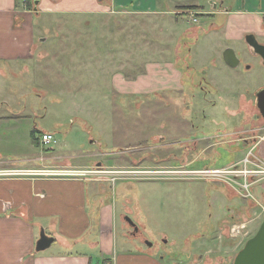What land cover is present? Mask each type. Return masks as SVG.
Here are the masks:
<instances>
[{
	"label": "rangeland",
	"instance_id": "rangeland-1",
	"mask_svg": "<svg viewBox=\"0 0 264 264\" xmlns=\"http://www.w3.org/2000/svg\"><path fill=\"white\" fill-rule=\"evenodd\" d=\"M212 1L228 8L236 2ZM185 15L181 25L168 17L164 23L170 27L162 33L140 32L122 19L96 26L87 17L35 18L34 59L0 61V163L14 168L69 163L62 176L85 180L97 190V204H109L114 251L124 244L159 253L164 264L170 258L197 260L203 253L229 256L233 264L264 221V174L253 180L231 171L260 168L247 157L231 166L238 146L227 134L243 127L246 113L254 114V128L261 127L254 134L264 135V119H256L253 105L264 88V65L257 55L242 58L239 50L249 49L243 36L226 40L210 33L195 45L186 38L176 42L174 31L181 35L209 23L197 13ZM215 43L220 47H208ZM228 45L238 49L239 67L214 75L212 61L222 65L215 57ZM174 60L182 73L178 86L153 94L112 90L113 74L134 83L146 63ZM201 111L212 121L201 123ZM178 113L194 124H182ZM43 133L54 135L56 144L44 146ZM125 218L137 228L134 236Z\"/></svg>",
	"mask_w": 264,
	"mask_h": 264
},
{
	"label": "crops",
	"instance_id": "crops-1",
	"mask_svg": "<svg viewBox=\"0 0 264 264\" xmlns=\"http://www.w3.org/2000/svg\"><path fill=\"white\" fill-rule=\"evenodd\" d=\"M203 1L32 0L30 12L28 6L18 0H0V61L34 59L37 50L34 23L35 18L42 16L87 17L91 21L97 20L96 26L104 19H122L129 22V28H137L140 32L162 33L170 27L164 23L165 20L169 21L168 17L174 16L175 22L181 25L180 19L185 14L197 13L209 23L203 27L194 25L189 33L183 32L181 35L174 31L176 42H183L186 38L192 39L193 42L188 41L190 46L195 45L210 33L223 34L226 40H241L242 36L251 33L264 40V0H236L229 8L223 2L218 5L212 0L209 4ZM210 5L212 7L208 8ZM186 6H197L198 9L187 10L184 9ZM187 20L193 24L199 21L193 22L189 16ZM218 43L208 47L219 48ZM179 47L177 44L176 57ZM227 47L237 55L238 49L230 45L222 48ZM186 49L190 59L192 48ZM239 51L243 59L249 55L254 58L250 48L248 52ZM215 58L222 59L223 63L217 66L215 60L212 61L214 75L222 74L225 68L235 71L239 67H228L220 54ZM175 63L164 62L163 66L150 61L146 63L145 72L138 75L134 83H126L123 75L113 74L112 90L128 94H153L171 89L175 82L179 85L182 77V73L174 68ZM196 67L193 66L194 70ZM246 69H251L250 65ZM209 84L216 87L212 81ZM260 128L259 125L255 126L254 133L259 132ZM254 137L259 138L254 145V155L264 159V135L254 134ZM71 167L66 163L14 168L0 163V264H164L163 256L147 248L129 250L123 244L120 251H114V219L109 204H97V190L92 186L88 188L85 180L55 174L59 170L69 172L65 170ZM41 231L53 238V242L48 249L37 252L35 247ZM229 260V256L214 258L203 253L199 254L197 260L191 256L186 262L170 258L166 264H229Z\"/></svg>",
	"mask_w": 264,
	"mask_h": 264
},
{
	"label": "water",
	"instance_id": "water-1",
	"mask_svg": "<svg viewBox=\"0 0 264 264\" xmlns=\"http://www.w3.org/2000/svg\"><path fill=\"white\" fill-rule=\"evenodd\" d=\"M245 43L253 51L254 55L259 56L264 65V44H260L253 34L245 36ZM225 64L230 68H236L239 65V60L231 48H226L222 54ZM264 98V90L260 91L259 96ZM258 110L261 117L264 119V100L262 103L258 102ZM125 221L132 228L133 233L137 232V228L130 221L125 218ZM53 242V238L47 236L43 231L40 232L39 239L36 243V251L41 252L48 249ZM148 247L151 245L146 243ZM233 264H264V221L260 224L253 236L248 238L243 247L237 252L234 257Z\"/></svg>",
	"mask_w": 264,
	"mask_h": 264
},
{
	"label": "flooded vegetation",
	"instance_id": "flooded-vegetation-1",
	"mask_svg": "<svg viewBox=\"0 0 264 264\" xmlns=\"http://www.w3.org/2000/svg\"><path fill=\"white\" fill-rule=\"evenodd\" d=\"M248 34H251V33L245 34L243 36L242 40H244L245 36L248 35ZM244 42H245V40H244ZM237 58H238L239 64H240L241 59L238 56H237ZM186 69H189V68L186 66ZM262 90H264V88L259 90L255 94L254 99H253V105L255 104V106H256L255 108H256V110L258 112L255 115L256 119H259V117L261 116L260 113H259V110H258V102L262 103L263 100H264L262 95L259 96L260 95V91H262ZM178 117L180 118V122L182 124H188V125L194 124V122L192 120H188L187 117L183 113H178ZM211 117L212 116L210 114H206V113H204V111H201L199 119H200L201 123H203V122H206V121H212ZM241 123L243 125V127L241 129H237L238 126H236L235 127L236 130L233 133L227 134L228 136H233V139L235 140V143L238 146L237 150L234 153V159H233L234 164L232 165V166H235V167L238 166V165H241L244 157H245V159L247 157V159H246L247 162H252V163L254 162V145H255V143H254V114L251 115V116L250 115L247 116L246 113H245V118H243ZM231 171L236 173L238 171V169H234V170H231ZM248 177H252L253 180H254V173L253 172L247 173L246 178H248ZM136 233H133V230H132L133 236Z\"/></svg>",
	"mask_w": 264,
	"mask_h": 264
},
{
	"label": "built area",
	"instance_id": "built-area-1",
	"mask_svg": "<svg viewBox=\"0 0 264 264\" xmlns=\"http://www.w3.org/2000/svg\"><path fill=\"white\" fill-rule=\"evenodd\" d=\"M20 3H22L24 6H26L27 4V0H18ZM193 18V17H192ZM191 20L193 22H195L196 20L193 18ZM41 143L45 146V145H49V146H52V145H55L56 144V140L54 138V135L50 134V133H43L42 136H41ZM254 165L258 168H260L258 171L254 170V174H264V159H260L258 158V156H255L254 155ZM68 172H62V174H67ZM237 175H240V176H244V175H247V173L249 172H246V171H237L236 172Z\"/></svg>",
	"mask_w": 264,
	"mask_h": 264
},
{
	"label": "trees",
	"instance_id": "trees-1",
	"mask_svg": "<svg viewBox=\"0 0 264 264\" xmlns=\"http://www.w3.org/2000/svg\"><path fill=\"white\" fill-rule=\"evenodd\" d=\"M27 6H28V7H33V5H32V0H27ZM184 9H187V10H194V9H198V7H197V6H194V7L192 6V7H188V8L185 7ZM242 247H243V246H242ZM242 247H241V248H242ZM241 248H240V249H241Z\"/></svg>",
	"mask_w": 264,
	"mask_h": 264
},
{
	"label": "bare ground",
	"instance_id": "bare-ground-1",
	"mask_svg": "<svg viewBox=\"0 0 264 264\" xmlns=\"http://www.w3.org/2000/svg\"><path fill=\"white\" fill-rule=\"evenodd\" d=\"M186 7L188 8V7H192V6H186ZM193 7H194V6H193Z\"/></svg>",
	"mask_w": 264,
	"mask_h": 264
}]
</instances>
